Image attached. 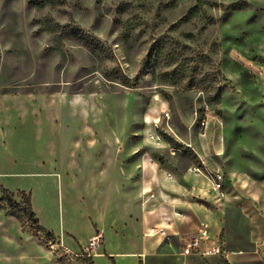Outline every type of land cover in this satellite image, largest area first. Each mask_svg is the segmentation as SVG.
Wrapping results in <instances>:
<instances>
[{
	"label": "rangeland",
	"instance_id": "rangeland-1",
	"mask_svg": "<svg viewBox=\"0 0 264 264\" xmlns=\"http://www.w3.org/2000/svg\"><path fill=\"white\" fill-rule=\"evenodd\" d=\"M149 156L264 190V0H0V194L45 230L0 203V264H204L143 246Z\"/></svg>",
	"mask_w": 264,
	"mask_h": 264
},
{
	"label": "crops",
	"instance_id": "crops-1",
	"mask_svg": "<svg viewBox=\"0 0 264 264\" xmlns=\"http://www.w3.org/2000/svg\"><path fill=\"white\" fill-rule=\"evenodd\" d=\"M167 172L173 175L172 180L166 179ZM138 183L139 222L146 234L143 246H149L151 240L146 231L152 226L162 227L165 234L153 239L176 255L181 249L178 246L196 237L200 224L205 223L208 241L201 243V249L221 242L227 252L221 256H198L206 258L204 264H264V190L239 191L234 186L233 191L218 200L207 182L190 171L161 169L148 161L140 163ZM152 194L154 197H150Z\"/></svg>",
	"mask_w": 264,
	"mask_h": 264
},
{
	"label": "built area",
	"instance_id": "built-area-1",
	"mask_svg": "<svg viewBox=\"0 0 264 264\" xmlns=\"http://www.w3.org/2000/svg\"><path fill=\"white\" fill-rule=\"evenodd\" d=\"M200 125L205 126V120L201 119L200 120ZM147 156L148 154L145 153ZM149 162L154 163V160L152 159L151 156L148 158ZM189 171L198 177L203 178L209 187V190L214 193L215 198L218 200L222 199L224 197V189H225V176L222 172L212 170L204 161L198 160L194 162L190 168ZM165 177L167 180H172L173 175L170 172H167L165 174ZM150 197H154V195H150ZM164 213V212H163ZM201 229L198 230V235L189 241H187L184 246H182L181 249V255L182 256H192V255H197L200 257H206V256H221L227 251L225 250L223 244L221 242H213L210 245H208L206 248L201 249V243L208 241L207 238V231L205 230L206 225L201 224L200 225ZM150 233L152 234H161L164 235L165 231L164 228L159 227L155 229H151ZM99 239L100 236H94L92 237L91 241L89 242L86 251L89 249H97L99 246Z\"/></svg>",
	"mask_w": 264,
	"mask_h": 264
},
{
	"label": "trees",
	"instance_id": "trees-1",
	"mask_svg": "<svg viewBox=\"0 0 264 264\" xmlns=\"http://www.w3.org/2000/svg\"><path fill=\"white\" fill-rule=\"evenodd\" d=\"M1 193L2 195L0 194V203L6 205L13 214L24 217L25 220L29 222L30 227L33 229L35 234H37L38 231H45L41 226L38 225V221L32 210L30 197L28 194L21 192V201H17L8 190L3 189L1 190ZM46 234L48 235V232H46Z\"/></svg>",
	"mask_w": 264,
	"mask_h": 264
},
{
	"label": "bare ground",
	"instance_id": "bare-ground-1",
	"mask_svg": "<svg viewBox=\"0 0 264 264\" xmlns=\"http://www.w3.org/2000/svg\"><path fill=\"white\" fill-rule=\"evenodd\" d=\"M96 256H99V255H96Z\"/></svg>",
	"mask_w": 264,
	"mask_h": 264
}]
</instances>
